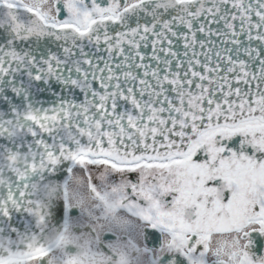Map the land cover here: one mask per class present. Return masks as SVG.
I'll return each mask as SVG.
<instances>
[{
	"label": "snow or ice",
	"instance_id": "obj_1",
	"mask_svg": "<svg viewBox=\"0 0 264 264\" xmlns=\"http://www.w3.org/2000/svg\"><path fill=\"white\" fill-rule=\"evenodd\" d=\"M262 248L264 0H0V264Z\"/></svg>",
	"mask_w": 264,
	"mask_h": 264
},
{
	"label": "flooded vegetation",
	"instance_id": "obj_2",
	"mask_svg": "<svg viewBox=\"0 0 264 264\" xmlns=\"http://www.w3.org/2000/svg\"><path fill=\"white\" fill-rule=\"evenodd\" d=\"M257 239H260V238L254 236V240H257ZM261 251L264 252V248H262Z\"/></svg>",
	"mask_w": 264,
	"mask_h": 264
},
{
	"label": "water",
	"instance_id": "obj_3",
	"mask_svg": "<svg viewBox=\"0 0 264 264\" xmlns=\"http://www.w3.org/2000/svg\"><path fill=\"white\" fill-rule=\"evenodd\" d=\"M145 51H149V50H145ZM48 95L49 94H45V97H43L44 99H47L48 98Z\"/></svg>",
	"mask_w": 264,
	"mask_h": 264
}]
</instances>
